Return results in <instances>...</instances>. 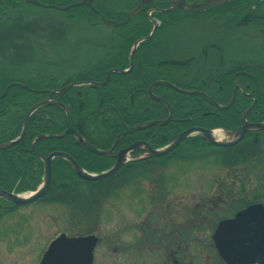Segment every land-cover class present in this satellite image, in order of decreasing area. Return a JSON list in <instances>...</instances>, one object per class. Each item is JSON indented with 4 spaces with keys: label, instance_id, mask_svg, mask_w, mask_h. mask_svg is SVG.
I'll return each mask as SVG.
<instances>
[{
    "label": "flooded vegetation",
    "instance_id": "flooded-vegetation-1",
    "mask_svg": "<svg viewBox=\"0 0 264 264\" xmlns=\"http://www.w3.org/2000/svg\"><path fill=\"white\" fill-rule=\"evenodd\" d=\"M23 1L0 0V25ZM229 1L175 23L163 19L171 11L161 12L171 0H127L114 11L105 0L39 5L62 13L56 22L64 29L87 23L115 30L106 44L98 41L99 55L62 47L63 59L55 50L45 55L54 53L45 62L57 68L25 70L23 60H7L1 70L0 99L30 104L24 113L18 105L0 113V146L16 142L0 148V187L16 195L33 192L46 166L52 170L43 197L17 204L0 196L1 249H16L18 242H6L12 234L3 230L15 229L11 224L20 222L19 210L49 213L52 208L44 203L76 199L69 220L73 209L99 194L88 189L91 182L106 179L110 192L100 196L106 206L98 216V234L72 235L98 237L93 264H264V208L256 215L254 242L261 246L253 261L225 258L214 238L223 221L264 206V0L244 1L240 12ZM145 25L150 30L138 36ZM130 27L139 31L136 36ZM18 70L32 74L18 77ZM16 86L25 94L12 93ZM55 152L68 154L88 172L118 168L100 180L85 179L68 157L54 156L47 164ZM172 168L177 176L170 180ZM122 188H130L132 196ZM109 201L112 232L106 239Z\"/></svg>",
    "mask_w": 264,
    "mask_h": 264
},
{
    "label": "rangeland",
    "instance_id": "rangeland-1",
    "mask_svg": "<svg viewBox=\"0 0 264 264\" xmlns=\"http://www.w3.org/2000/svg\"><path fill=\"white\" fill-rule=\"evenodd\" d=\"M46 2L47 0H42ZM110 7L121 8L127 0H105ZM135 0H132L134 2ZM169 0H163L167 3ZM198 1V0H197ZM43 2V3H44ZM55 10L47 7L41 8L37 5H32L28 2H22L18 6V11H11L9 17L5 18L0 25V72L8 66L7 60L26 62L23 65L25 68H35V70H48L57 68V65L47 64L45 57H54V53H59L56 57L63 59V50H67L62 47L77 48L80 47V53L90 55V53L98 52L99 44L104 45L107 43L108 38L112 35L115 27L112 25H103L98 28L97 26L90 24L69 23L65 26L58 21V15L62 13H56ZM59 23V24H58ZM58 30L59 32H57ZM107 31V32H106ZM108 33H110L108 37ZM96 43V44H95ZM22 47V51L20 50ZM26 49V50H25ZM94 49V50H93ZM51 50H55L50 56L47 55ZM83 59V57L81 56ZM87 58L84 59V61ZM26 70V69H25ZM32 74L31 71L18 70L16 75ZM196 152L191 150L190 154ZM175 153L162 158L174 157ZM213 157V156H211ZM160 158V159H162ZM217 159V158H216ZM171 178L173 180L177 176V172L174 168L171 169ZM255 174V172L253 171ZM253 174V175H254ZM190 175V176H189ZM200 175V173H198ZM143 176V175H142ZM141 176V177H142ZM189 179L192 180V174H188ZM92 187H88L92 191L97 190L99 194L94 196L88 203L83 206H78L73 209L68 220V211H71L72 202L77 200H71L69 198H63L60 201H52L44 203V207L52 208L47 212L42 213L38 208H22L17 213V217L20 222H14L11 227L13 230H3L4 234H12L7 236L6 242H18L16 249L8 252L0 248V261L9 264H39L42 260L44 252L47 250L50 241L57 237L58 233L63 232L70 236L77 235L78 233L94 232L98 234V216L105 208V203L100 201V196L110 192L111 182L104 179L97 182H91ZM175 188V186L173 187ZM130 188L121 192H125L126 197L130 198L128 193ZM136 192V190L134 191ZM107 193V194H108ZM131 193V191H130ZM95 193L90 194L95 195ZM134 194V193H133ZM63 200H71L67 205H63ZM111 200V197H110ZM48 201V200H46ZM79 202L84 199H78ZM109 217L108 221L110 227L103 225L102 234L106 239L111 238L112 227V203H108ZM46 216V217H45ZM19 235L18 238L14 235ZM2 240L0 246L2 245ZM15 254V255H12Z\"/></svg>",
    "mask_w": 264,
    "mask_h": 264
},
{
    "label": "water",
    "instance_id": "water-1",
    "mask_svg": "<svg viewBox=\"0 0 264 264\" xmlns=\"http://www.w3.org/2000/svg\"><path fill=\"white\" fill-rule=\"evenodd\" d=\"M32 3H38V0H28ZM148 2V0H144ZM227 0H202L199 3H188L187 0H173L171 5L166 9H161V12L171 11L174 8H190V9H199L210 5L212 3L224 2ZM109 76V75H108ZM38 107V105L36 106ZM36 107L31 108L28 112L26 119L29 118L31 113L35 110ZM191 130L187 134L193 132ZM203 131V130H202ZM26 132V128L23 132V136ZM205 135H208L207 131H203ZM81 142L85 143V140L75 134ZM185 134H182L177 141H179ZM16 142H10L5 145H1L0 148L13 145ZM174 145L170 148L162 151L155 152L156 154H162L166 151H169ZM95 148V147H94ZM96 149V148H95ZM98 150V149H97ZM96 150V151H97ZM101 154H109L110 151H101L98 150ZM54 156H63L68 157L78 174L89 180H96L107 177L113 174L118 165L110 168L109 170L102 172L100 174H92L88 171L81 168L75 160L69 157L68 154L63 152H55L46 158V162L51 163V160ZM52 179V170L48 165L46 166V176L44 178L43 184L36 190L35 193L31 195H16L11 194L8 191L0 187V196L5 197L17 204H28L31 203L40 197H43L49 190ZM260 208H264L261 205L252 206L235 218L223 221L216 231L214 238L219 240V247L223 251V256L225 258H234L241 259L242 261L248 260L253 261L258 257L257 248L261 246L258 242H254L256 239V215L258 214ZM233 241V242H229ZM97 243V238L94 235L85 236V237H67L65 234L59 236L54 240L48 250L45 252L40 264H93V250Z\"/></svg>",
    "mask_w": 264,
    "mask_h": 264
},
{
    "label": "trees",
    "instance_id": "trees-1",
    "mask_svg": "<svg viewBox=\"0 0 264 264\" xmlns=\"http://www.w3.org/2000/svg\"><path fill=\"white\" fill-rule=\"evenodd\" d=\"M8 4L9 3V0H7ZM42 1V0H40ZM244 1H257V0H230L229 3L230 4H235L236 5V9L238 12L242 11L243 9H245V3ZM44 2V1H42ZM50 2V0H47L46 2L44 3H48ZM6 3V4H7ZM226 3H220V4H215V5H212L210 6L209 8L211 7H220V6H223L225 5ZM33 5V4H32ZM3 4L0 3V14H3L1 13V10L3 9ZM202 10H199V11H193V10H190V9H185V10H181V9H175L171 12H167L165 13L163 16V19L166 21V22H170V23H175L179 20L180 17L182 16H192L194 14H196L197 12H201ZM150 26L149 25H145L144 29H142L140 32L139 31H136V32H132V27H130V32L132 35L136 36V33L139 32L138 36H142L144 35L147 31L150 30ZM137 36V37H138ZM2 82V81H0ZM23 89L24 87L22 86H16L12 89V93H23ZM10 99V100H8ZM29 100L27 99H24V100H21L20 102H16L14 99H12L11 97H7V98H3V99H0V113H2L3 111H7L8 109H13V107L17 106V109H20L22 113H24V110H27L28 108V105H29ZM40 181V180H39ZM36 188V185L35 186H24L22 189H35Z\"/></svg>",
    "mask_w": 264,
    "mask_h": 264
}]
</instances>
